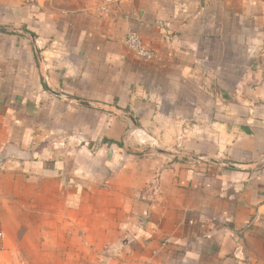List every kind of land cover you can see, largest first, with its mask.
<instances>
[{"label":"crops","instance_id":"1","mask_svg":"<svg viewBox=\"0 0 264 264\" xmlns=\"http://www.w3.org/2000/svg\"><path fill=\"white\" fill-rule=\"evenodd\" d=\"M104 2L0 0V264H264V0Z\"/></svg>","mask_w":264,"mask_h":264},{"label":"built area","instance_id":"2","mask_svg":"<svg viewBox=\"0 0 264 264\" xmlns=\"http://www.w3.org/2000/svg\"><path fill=\"white\" fill-rule=\"evenodd\" d=\"M109 1L110 0H105L104 3L106 4L101 8L107 10ZM125 43L137 58L144 60H154L158 58L157 51L147 44L143 37L137 32H129L125 38Z\"/></svg>","mask_w":264,"mask_h":264},{"label":"water","instance_id":"3","mask_svg":"<svg viewBox=\"0 0 264 264\" xmlns=\"http://www.w3.org/2000/svg\"><path fill=\"white\" fill-rule=\"evenodd\" d=\"M71 99H74L76 100L77 102L81 103V104H84V105H91L89 102L85 101V100H81V99H77V98H72ZM211 161H214V160H211ZM225 165L227 166H233L232 164L230 163H224Z\"/></svg>","mask_w":264,"mask_h":264},{"label":"rangeland","instance_id":"4","mask_svg":"<svg viewBox=\"0 0 264 264\" xmlns=\"http://www.w3.org/2000/svg\"><path fill=\"white\" fill-rule=\"evenodd\" d=\"M101 1L104 2L105 0H95V2L98 3V4H100ZM37 263L43 264V260L37 259Z\"/></svg>","mask_w":264,"mask_h":264}]
</instances>
